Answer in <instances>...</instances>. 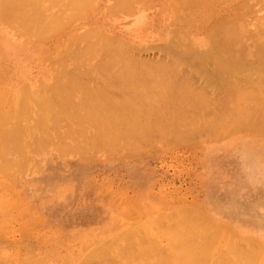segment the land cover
I'll list each match as a JSON object with an SVG mask.
<instances>
[{
    "label": "rangeland",
    "instance_id": "rangeland-1",
    "mask_svg": "<svg viewBox=\"0 0 264 264\" xmlns=\"http://www.w3.org/2000/svg\"><path fill=\"white\" fill-rule=\"evenodd\" d=\"M12 1L14 2V0ZM15 1L18 4L20 2V0L19 1L15 0ZM21 1H22L21 2L22 4L23 3L26 4V7H25V4L23 5L24 9H26L25 10V14L27 15L26 18H28L31 15L30 18H28L29 19L28 21L24 18L25 16L23 15L24 13L22 9L23 6L21 8H17L16 12L12 10L13 13H10L8 17L5 16V14L3 13L4 11L3 8H1L2 14L0 12L2 16L4 14V19L0 17V73H1L0 74V99L2 97V109L0 108V110L3 112V113L0 112V119H2L0 121V127L3 126L4 130H6L5 132L0 131V135L2 132H4L3 133L4 135L5 133L7 134L8 132L7 129L9 128L10 130L11 128L12 132L9 131L8 133L9 134L12 133V134L10 135L7 134V135L10 137L13 136L11 138L15 139V141L20 138L21 143L19 142V140L16 141V143L18 142L22 146V148L21 146L18 147L14 143L15 144L14 148L18 147V149L20 148L19 150L21 151L14 150L13 152V150H10V151L8 150V152L5 153L3 149L5 148L9 149V147L11 149V146L13 148V145H10V143L6 142L8 145H6L5 147H2L3 141H1L2 139L0 140V142H2L0 143L2 145V146L0 145V151H1V147L3 148L0 153H2V156L3 154L6 155L8 153L6 158H3L4 156L2 157L0 155V158H1L0 163L2 162V165L4 166L2 167V165L0 164V166L2 167L0 168V262H2L3 264H23V263L24 264H27V263L35 264V262L36 264H83V261H84L83 258L86 257L87 255L86 252H88L90 248L92 249L95 246H96L95 247V251H96L98 249L97 247L99 245L101 247L102 243L103 245H106V246L110 245V247L109 246L107 247L105 246L106 248L102 247L103 249L108 248L107 254L109 255L107 254L106 255L110 257L111 259L112 253H110L111 252L110 250H113L112 251L114 253L113 257L115 258L113 260H117L116 257L120 255L118 253L116 254L115 252L116 248L119 249V247L115 243H119L120 244V245L118 244L119 246L124 245L122 244V240L121 241L119 240L120 238L119 237L118 241L113 242L116 248L113 246L112 240L113 238L117 237L116 236L117 232L120 233L118 234L119 236L122 234L123 236H125V235H128L129 233L133 239V241H130L132 242V245L137 243L135 244V249L137 251L141 247L147 246L149 243L147 244V242H145L148 240H144L143 243L147 245L140 246V243H138V241L141 242L143 240L140 241L139 240L140 237L139 239H136L137 238L136 235L143 236V237H146L148 235L151 238V239L149 238L151 241H154V240L158 241V244H159L158 246L160 247V250L165 248L163 250L165 251V253H168L172 249V245H169L172 241H170L171 238L169 237V234L168 235L166 234L168 232L167 230L171 231L170 233L174 232V234H176L174 230H177V229L181 230V228L176 227V225L174 226L176 227L175 229L174 227H171L172 226L171 223L172 221H174V219H176V217H180L179 216L180 213L181 215H183L184 210H185L186 213L188 211L192 212V213L189 212V214L187 213L186 214L187 217H191L189 216L190 213L195 214V216L192 215V221L185 220L183 218L184 215L182 216V218L185 221H187L186 224L191 225V223L194 220L193 217H198L199 220L193 223L194 224L193 227L195 225L197 226L199 225L200 227L202 226L203 231H206V233L205 232L204 233L207 236L209 235L210 238L211 237L214 238L213 234L215 232L216 234L219 233L218 237L217 235H215V238L217 237V240L216 242L213 243V241H215L213 240V238H212V241L209 237H206V239H204L205 238L203 237L205 236L203 235L204 233L198 232V233H201L200 235L202 236L200 240L204 239V241L206 242L207 240L208 241L210 240L213 243L212 245L211 242L210 243L207 242V244L209 243V246L211 244L212 248L211 246L210 247L207 246L206 248V251L208 247L209 249L210 248L212 249V250L211 249L208 250L210 251L211 256L214 255L215 252L216 254L220 252V255H222L223 258L227 259L229 257V259H231L233 262V260H235L238 257L237 253L243 252L242 247H244V253H242L241 255L244 256V255H250L249 253L254 251L253 246L256 245L255 247L256 252L254 251L253 254L258 253L259 255L257 254L258 259L257 258L255 259V261L257 262V263L255 262V264H263V261H264L263 260L264 259L263 258L264 257V118L262 117L260 118V122L256 125L257 127L254 125L256 127L255 128L253 124H252V127L251 125H249L250 127H248V124H251V122L250 123L247 122V119L244 116L243 117L245 119L244 118L240 119L239 118L240 116L237 117L238 116L237 115L235 116L236 117L235 119H232L231 117L225 120V123H223L220 126L221 131L225 129V132H220V131L217 132V130H219L220 127H218L219 129L217 128L209 129V131L208 129H204V130H201L202 132L204 131L203 133L200 132V130L195 132L194 135H191L193 133L191 134L188 133V135L185 134V136L179 137L181 139L177 137L178 140L174 137L177 141L173 139L172 137L171 138L174 141L170 139V137H166L165 138L166 140H163L162 139L163 137L160 138L158 135H157L158 137L155 135V136L150 137L149 140L148 139L145 140L143 144L141 142H137L136 144L132 142L133 140L129 141L128 139H127V142H128L127 144L126 139H121V141L124 140L122 141V143L123 142L126 143V144L123 143L121 145V141L119 139L120 137L119 136H117L119 138L115 137L116 132L113 131L112 133L114 135H112V137L110 136L111 137L110 142L112 143H108V145L113 144V146L107 147V145H105L107 143L104 144V141H105V138H104L103 143L101 142L103 145L106 146L104 147L102 144L100 145L98 144L100 142H99V138H97L96 135L95 137L97 138L96 139L97 141H94L95 140V138L93 139L94 136L91 137L90 135V134H93V129L96 128V127L93 128V125H91V127L90 125H88L89 123L91 124L93 123L90 121L91 119L86 118L87 121L84 119L85 122L81 121L82 126H79L81 124L78 121V117H79L78 114L79 113L82 114L81 112L84 110V107L82 105L83 103H82L81 96L84 95L83 93L93 90V89H97V88L101 89L102 91L104 90L110 93H114L116 92L117 87L123 86L124 87L123 90L131 91L132 89L129 88V86L131 85L130 83H126V81L120 80L121 75L118 74L119 70L117 71L116 69H114L113 71L109 69V72H108V70H102V69L101 71L98 66H97L98 68L94 67L96 65L95 62L98 63V60L96 61L95 58H98L100 51H98L99 54L96 55L95 58H93V60L91 61V62L94 61L93 62L95 63L94 66L93 64L92 66H89L90 65L89 60H88L89 63L87 62L88 64L85 65L87 61L86 60L84 63V66L83 65L80 66L79 62L83 61L84 58L79 60L78 58H81V57H78L77 58L79 60L78 61L76 60L75 56H79L78 54L82 50L85 52V50H88L86 48H89V47L92 48L94 47V45H97V44H94L93 42H95L96 39L98 40L100 36H101L100 39L102 38V36H104V38L102 39L105 40L106 38L108 39L109 37H111L110 40L114 39L113 41H116L114 43L118 42L117 39H119L120 41L124 43L126 41L125 44L126 45L128 44L127 45L128 47L122 42L121 44H124V46L128 50L133 49L134 51L132 50L130 51V53L131 52H132L131 54L137 53L136 55L138 56H135V57H138L139 60H142V59L143 61L148 60V62L151 60L155 61V58L157 60V58L159 57V54L162 55L161 51L159 53V49L163 47L166 43L171 41L168 38L170 39L173 38L172 35L176 31L178 33L182 32L181 30L182 27H183L182 28L183 32L188 31L187 35L191 33L190 35L194 38L195 41H203L206 35L205 30H207V28L209 27V24H212L211 22H213V20H215L219 16H222V15L224 17L227 16L226 14H228L229 16L233 14L230 16L231 18L238 19L239 17H241L244 20H247L245 22L247 24L245 28L249 30L251 33L252 28H254L253 31L254 30L256 31L257 29L258 25L256 27L254 25L260 24V23H257V21L263 22V20L261 21L259 19V16L261 15L264 16V0H218V1L217 0H209V1L206 0L207 2L205 0H197V1L196 0H178V2L177 0H166V1L165 0L164 1L163 0H138L139 3L140 1L141 2L144 1L143 3L147 4L146 7L148 9L143 8V11L145 10L148 12L145 13L142 11V14L145 13L143 14L144 16L146 15V17L147 16L150 17V18L147 17L148 20L145 21L146 18L144 19V16H142L141 14L140 16H142L144 19L142 23L146 22L147 24L145 23L146 26L145 24L144 26L143 25L141 26V23L139 22L140 27L136 26L137 24L133 25L134 23L133 18L135 16L133 18L132 17L128 18L127 14L125 13V11L123 12L122 9H119V11H121L122 13H119V11L113 12V13L109 12V11L114 10L113 9L114 5H115L114 7L115 11L118 10L117 8L119 7L122 8L123 4H121L120 1H122V3L128 2L129 4L130 0L129 1L124 0V2L123 0H117L118 2L117 4L115 0H94V1L91 0V3L88 0L87 2H89L90 4L86 5L87 7L85 6L83 9H81V5L83 6L86 0L84 1L76 0L75 2H73L74 0H67V1L62 0L63 2H61V0H57L55 2H53V0L52 2H50V0L49 1L47 0L51 4L49 3L47 4V2H43L41 5L40 3L46 0H42V1L41 0H31L32 2L30 0H21ZM212 1H214V3ZM57 2H59L60 8L53 7V6L58 5ZM8 3L10 4L9 5L5 4L6 7L3 6L5 9L7 8L5 13L7 12L9 13L10 11V9L8 11L9 6L11 7V5L14 4L11 2V0ZM169 3H170V6H167L169 5ZM75 4L77 5V7H80L79 9H81L82 13L78 9H76L77 7ZM124 4H125L124 8L125 7L128 8V6H126L127 4L126 3ZM39 5L41 7H39ZM60 5H62L63 7ZM131 5H134V3ZM181 5L182 6L184 5V6L181 7ZM211 5L212 7H209ZM13 6L11 7V9L13 8L14 10H16L15 7ZM18 6L19 5H17V7ZM30 6H32L34 9ZM45 6L46 7L48 6V7L46 8ZM49 6H52V7H49ZM161 6H163L164 9ZM44 7L48 10H52L53 12H55L53 10L54 8L55 10L56 8H58L57 9L58 11L56 10V12L60 14L57 16L58 19H56V16H54L56 12L55 13H52V11L51 12L49 11L50 13L48 12V14L52 13L51 16L53 15L52 16L53 18H51L50 15L48 16V18L49 17L51 18L50 22L54 23V24H50V26L52 27L48 26L49 20L48 18H46L47 17L46 15H48L46 14L48 10L46 11ZM71 7H72V10H71ZM142 7H145V6H142ZM201 7L205 9L202 10ZM124 8L123 10H125ZM63 9H66L65 12ZM35 10L36 11L39 10V13H37L38 11L36 12ZM20 11L22 12L21 14H20ZM72 11L74 13H72ZM76 11L79 13H77ZM17 12L20 14V16L18 15ZM162 12H164V14ZM173 12L174 13L176 12L175 13L176 15ZM14 13L15 14L17 13L16 15H18L19 17L16 16ZM64 13L66 14V17L67 15L70 16V13H72L73 15L70 17H72L73 19L70 17L66 18V23L63 22L62 23L63 25H61L62 27L59 28L58 30L55 29L58 32H54V34L52 33L51 35L48 34L50 35V37L48 35H47L48 37H46V35H43V34H46V32L43 33L44 32L42 31L43 29L46 28L47 31H50L48 33H51L52 32L51 30H53L52 28H55V26L61 24L60 20L63 19V18L61 19V15L63 14L62 15L63 17L65 15ZM37 15H40L42 19L41 17ZM179 15L183 18V20ZM211 15H213V17ZM12 16L17 17L18 20L17 18H14ZM254 16L256 18H254ZM5 17L7 19L4 22L3 20H5ZM21 17H23L24 19ZM37 17H39L41 20ZM167 17H168V20L166 19ZM19 18L21 19L19 20ZM44 18L47 19L46 22L45 20H43ZM135 18L136 20L138 19L137 17ZM156 18L157 20L159 18V20L157 21ZM8 19L10 22L8 21ZM164 19L167 20L168 22L164 21ZM255 19H257L256 22H255ZM21 20L25 22L22 23ZM32 20L33 21L37 20V21L36 23H34ZM42 20L44 22H42ZM150 20L151 22L154 20L152 24ZM250 20H252V22ZM11 21L12 23L14 22L15 23L12 25ZM16 21L17 23L18 22L19 23L17 24ZM40 21L44 24L40 23ZM248 21H250L251 23L255 22L256 24H251ZM57 22H59V24L55 25ZM7 23L8 25H6ZM19 24H21V27ZM41 24L45 28L42 29ZM177 24L180 27L182 25V27L180 28ZM32 25H34V27L37 26V28L35 27L36 29H34L33 31H32L33 29ZM131 25L132 27H130ZM148 25H150V27ZM167 25H168V30H167ZM9 26L11 27L14 26V29L10 27L12 31H15L16 26H17V29H16L17 31L14 32L16 34L19 33L18 31L21 29L23 31V28L25 29V31H23L24 33L20 31L21 32L19 33L20 35L17 36L16 34H13L11 30L9 31ZM29 28L31 29L29 30ZM38 28L42 29V30L40 29L39 34L37 33V31H39ZM56 28H58V26ZM127 28H129L130 30L129 29L127 30ZM178 29H180L181 31ZM35 30L37 31L35 32ZM131 30H134V31L131 32ZM137 30L140 32H138ZM173 30H176V31L173 33ZM30 31H31V34L35 33L34 39L32 37L33 35L30 36L31 35L29 33ZM129 31L131 33H129ZM152 31L153 32L155 31L154 34L152 33ZM134 32H136L137 34L136 33L134 34ZM143 32H145V35ZM26 33H28L30 38L27 36ZM101 33L104 35H102ZM171 33L172 35H170ZM22 34L23 36L25 34V36H27L28 38H26L25 36H24L25 38L22 37ZM36 34L39 35L40 40L38 39V36L36 38ZM167 34L170 35V37H168ZM251 35H254L253 32L251 33ZM16 36L18 37V39ZM42 36L43 37L45 36V38L41 39ZM173 36L174 38H177L175 37V35ZM176 36H178V34ZM28 39L30 40L33 39V40L30 41ZM76 39L78 41H75ZM102 39L100 41H102ZM91 44L93 46H91ZM161 44L162 46H160ZM131 45H133V47H131ZM156 47H158L157 48L158 50H156ZM59 48H60V52H58ZM136 50H140V52L138 51L136 52ZM19 54L20 55L25 54L28 57H26L25 59V55L22 58V56H19ZM40 56H43V57L40 58ZM101 56L102 55L100 54L99 58H101ZM152 57L154 58V60L152 59ZM76 64L78 65L76 66ZM77 67H79L81 70H78L79 68ZM85 67L88 68V70ZM89 67L92 70L90 69L89 71ZM83 69L85 71H83ZM108 74L111 76H108ZM157 78L158 77L156 76V79ZM69 82H74L75 85H77V87L73 89L72 96H70L71 94L70 92H67L70 97H73L72 100L70 97L68 98L70 101L74 100L73 102L74 104H76V107L80 99L83 110L81 109V105L80 107L78 105V108L81 109L77 114L78 117L74 116L75 118H72V115L75 113L73 109L74 110L78 109L74 105L73 106L75 108L72 107L71 109L70 108L71 106L69 107L68 106L69 104L67 103L68 105H66V107L68 106L67 107L68 110L64 108L67 111H65L64 109L63 110L61 109L63 106L60 109L56 110L58 114H59V111L61 113L63 111L62 114L64 117H62V114L60 115L55 114L54 109H50L51 110L50 112L52 113V110H53L54 115L57 116L56 117L53 115L54 116L53 118L56 119L58 118V116H61V118L59 117L60 119H56L57 121L56 120L54 121L55 125H53V127L50 125V123L48 125L46 122L48 118H49L48 121L51 122L50 119L52 116H50L49 114L50 112L48 113L49 117L46 116L47 119L45 117L46 113L42 112V114L44 113V116L42 117L44 118V120L46 119L44 124L48 125V126L47 125L44 126L46 128L42 127L40 125L41 122L38 121L39 119L36 120V118L38 117H35L34 113L36 112V115H37L40 109L39 114L41 115V109L44 107L43 104L46 102L44 100L49 98L50 95L52 94V92L51 94H49L48 92L50 91V89H52L55 86H58L64 83H69ZM43 94L44 95L46 94L44 96V99L43 97L40 98L41 96H43ZM47 95L49 96L46 97ZM259 95H261L262 97H260V99L258 98V101L257 99L254 100L258 105L253 102L254 105L252 106L251 103H248L247 101L246 102L248 103L249 107L251 104V107H253L254 109L258 108L259 110V108H261L262 111L261 110L260 111L264 112V104H263L264 93H261ZM22 97L23 98L26 97L25 99L30 102V103L27 102L26 104L25 102L26 100L24 101L25 102L24 105L29 106V109H28L29 111L28 110L26 111L27 106L23 107V110H20L21 113L24 111V109H25V112L27 113L30 112L29 114L26 113V116L25 114L23 115V113L21 114L23 116H21L19 115L20 113L16 111V110L22 109L21 105H23V103L21 102H23L24 100ZM19 98H20V102H19ZM36 98L37 99L40 98L39 101H37ZM41 99H43L42 102H40ZM47 100L50 101L52 99H47ZM260 100L262 101L260 102ZM55 101L56 99L53 102ZM39 102L41 104L43 103L42 108L41 106H39L40 105ZM73 102H69V103L73 104ZM241 102L243 105V101ZM46 103H49V102L47 101ZM245 103L243 106L246 105ZM0 104H1V100H0ZM61 104L62 103H60V105ZM65 104H62V105H64L65 107ZM255 104L257 105V107ZM52 105L56 106L54 105V103H52L50 105L52 108H54ZM38 106L40 108H38ZM7 107H8V110L6 109ZM56 107L55 109H57L60 106H58L57 108ZM239 107L237 108L240 111L242 107L240 108ZM16 108H19V109H16ZM258 110H257V113H258ZM72 111L74 113H72L71 115L70 112ZM4 112H7V113H4ZM65 112H68V115ZM88 112L85 113V110H84V113L86 116L89 115ZM30 114L31 115L33 114L34 116L32 115L31 117ZM102 115H104V113ZM14 116L16 117L18 116V118L19 117L20 118L18 119ZM21 117L22 119L24 117L25 119L27 118V121H25V119L21 120ZM33 117L35 119H33ZM28 118H32V119H28ZM39 118H41V116H39ZM237 119L239 120L237 121ZM29 120H32L34 123L32 121L30 123ZM35 120L37 121V123L40 122L39 125L42 128H44L43 130L44 133L41 132L42 128L35 125L36 124ZM51 120L53 121V119ZM6 121H8L10 124L7 122L8 123L7 125ZM226 121L228 124L226 123ZM230 121H232L231 123H234V122L235 123L232 125L230 124L231 125L230 126L229 125ZM17 122H20L19 125ZM43 122H42V125H44ZM3 123H6V124L1 125ZM15 123L19 126L20 129L24 128L20 130L22 132V135L20 134L21 133L20 132L19 134L21 135V137L18 136L19 138L16 137L17 134L16 136L13 135V132L15 131V129H18L16 128L17 126L14 125ZM96 124H97V121H96ZM13 125L16 126L15 129L13 128ZM31 125L33 127H31ZM5 126L8 128H6ZM49 126H51L52 128L49 129ZM100 126H101L100 124L99 126L97 125V127H100ZM82 127L83 129H85V132L83 131V129H82L83 132L80 131L81 130L80 128ZM227 127L229 128L227 129ZM39 128L41 130H39ZM251 128H254V129H251ZM245 129L247 130L243 132V130ZM100 131L101 130H99V132ZM214 131L217 133L220 132L219 134L221 133L222 134L218 136V134H214L215 133ZM18 132L19 130H17L16 133ZM78 132L80 134L83 133L81 135L83 136V138L79 136ZM96 132L94 134H96ZM184 132H188V131H184ZM85 133L88 139L84 135ZM88 134L91 138L88 137ZM4 135L2 136L3 140L6 138V135H5V138H4ZM154 137L155 138L157 137L158 139L157 138L155 139ZM116 138L118 139V142ZM159 138L162 140H159ZM109 139H107V141ZM8 140H11V139L9 138L6 141ZM88 140L90 143L87 142ZM150 140L151 142L153 141L152 146H151ZM12 142H14V140H11V143ZM25 142H26V145L24 146L23 144H25ZM145 142L147 143L145 144ZM85 143H88V145ZM133 144L134 145L136 144V146H132ZM138 144H140L141 145L140 147L142 148H140ZM153 144H155V146H153ZM4 145H5V141H4ZM146 145H149V148L146 149L147 147ZM78 146H81V148L80 147H79L80 149L75 148ZM88 146L89 147L91 146V147L89 148ZM92 147L93 148L96 147L95 148L96 151L95 149L93 150ZM88 148L91 150H88V151L86 150L87 153L86 152L84 153V151L82 152L84 153V155L86 154L85 156L89 155L90 153V155L92 156L91 157L89 155L91 160L89 159L88 156H87L88 159H86L84 155L82 156L83 157L82 159L81 150H85ZM7 149L5 150L7 151ZM18 151L21 154H23L22 152H24L25 156H23L24 154L23 155L19 154ZM10 152H12V154H9ZM79 152H80V155L78 154ZM17 154L19 155V157L20 156L25 157V159H22V157L19 158ZM8 155L9 156L11 155V157H9ZM14 155L17 156V158H19L18 161L20 159H21L20 161L22 160L23 161L18 163L17 158H14L15 157ZM2 159L4 162L2 161ZM8 159H10L9 162H7ZM13 160H15L17 164L15 162L13 163ZM5 162H7V164L8 163L9 164L13 163V164L11 166L8 165L9 169H7L8 167L5 165L6 164ZM174 207L178 209L179 207L183 209L185 208V209L182 211L183 212L182 213L181 209L179 212V210ZM191 209H193L194 213ZM173 211L176 217L173 215L174 213H172V215L170 216L169 213ZM159 212L160 213L164 212L165 216L164 214L161 215L162 213L160 214ZM167 213L169 214L170 217H168ZM155 215H159V216H155ZM157 217L161 218L160 223L162 220L164 221V223L162 221L163 223L162 226L165 224L162 227L164 229L159 228V226L161 225L159 224V220H158V223L155 224V221H157L156 220ZM202 217L204 220H201ZM148 219L150 222L148 221ZM176 220H175L176 223L180 221L178 219ZM200 220L201 222L202 221L203 222L201 224L200 223L197 224V222H199ZM150 223L154 224V227L156 229H154V227L151 228L152 225ZM212 223L214 224L213 228H212ZM207 224L208 226H210V228L207 227ZM132 225L135 228L134 230H135L136 235L135 233H133L134 230L131 229ZM204 225L207 227L206 229ZM197 226L194 227L193 231L197 230L196 229ZM199 226L197 228H200ZM191 227L192 225L190 226V228ZM214 227L219 229V231H217V229L215 230ZM126 228H128L129 230L128 229L124 230ZM184 228L185 227H183V229ZM190 228L188 230H190ZM130 229L131 231H133L132 233ZM139 229L141 230L140 232L141 234L139 233V231H137ZM186 229H184V231ZM202 229L200 228L197 231H200ZM120 231L121 232L128 231V233L125 232L126 234H124L122 232L121 234ZM157 231L159 232V234ZM190 231L192 232V234L194 233L192 230ZM212 231H213V234H212ZM231 232L233 233V236ZM198 233H195L196 236L189 235L188 233V236L190 237L194 236L196 238V240H194L193 238H192L193 240L191 238L190 240H192L193 242L199 241L198 237H200V235L198 236ZM230 233H231V236H230L231 238L229 239L228 237ZM210 234L212 236H210ZM112 236L114 237L112 238ZM146 238L148 239V237ZM249 238L253 239L254 242L251 240L247 241V239ZM124 239L126 241V236ZM236 239H237V242L239 243V245L238 243H236L238 245V249L241 247L242 251L240 250H239L240 252L236 251L237 253L230 252L233 254L232 255L228 252L231 250H227L228 249L227 246H229V243L230 245L231 243H234L233 241H236ZM107 240H110V241L107 242ZM230 240L231 242H229ZM255 241H258V242L256 243ZM240 242L244 246L243 245L240 246ZM247 242L249 243V245ZM188 243L190 244L191 242H188ZM259 243H262V245ZM236 244L233 246H236ZM257 244L260 246V248H257L259 247L257 246ZM132 245L130 244L129 246H131L132 248ZM124 246H121L120 249L126 248L127 251L130 249V248H127L129 246L127 247L126 246L124 247ZM152 246H154V248L157 250L159 249L158 246L155 245V243L154 245L152 244ZM233 246L231 245V247ZM251 246L252 248L250 249ZM154 248L150 249V250L153 249V252L150 251L151 254L149 253L151 256L154 254ZM142 249L146 250L144 247L140 249V252ZM216 249L217 251H215ZM101 250L102 249H100V251ZM148 250L145 251V253L149 252ZM103 251L105 252L106 250H103ZM133 251H132V254H134V260H136L135 257H137L138 254L139 256L141 254L140 258L142 257L145 260L149 258L150 261L152 258H153L152 260L158 259L160 255H162L161 256L162 258L161 257L159 258L161 261L163 259V256H165V253H162L163 251H161V254H160V251L158 250L159 252L157 253L156 251L154 254V255H157V257L159 256L158 258H154L153 256L151 257L148 253H146L147 257L144 258V255L146 254L143 253L142 255V253H138L136 255V253H133ZM245 251L247 252L249 251V253L246 254ZM90 252L92 251L90 250L88 253ZM235 253L237 255H235ZM148 255L150 257H148ZM220 255H217V256H220ZM29 256H32V257H29ZM131 256L132 255L130 254L129 257ZM139 256L137 257V260ZM33 257L35 258L36 261L34 260ZM89 257L87 256L86 258H89ZM125 257L128 259L127 254L125 255ZM254 257H256V255ZM27 258H29L31 262L28 261ZM104 258H106L105 255H104ZM211 258L212 257H210V260ZM214 258L216 259V257ZM107 259L110 260L109 258ZM124 259L125 258L123 259L118 258L119 261L117 262L123 264ZM127 259H125V261ZM129 259H130L129 261L133 260L132 258H129ZM143 259H141V261L138 260L137 264L139 263L146 264L147 262H144ZM159 259L157 261H159ZM164 259L167 261L166 258ZM225 259H223L224 262H226ZM103 260L104 259L102 258V261ZM149 260H146V261L151 263L152 261L150 262ZM157 261H156V264H157ZM190 261L191 260H189L188 263ZM216 261L217 260H215L214 262ZM154 262L151 264H155ZM186 262L184 264H188ZM98 263L100 264L99 260H98ZM135 263L136 262H133V264ZM158 263L161 264V262H158ZM106 264H110V263L107 262ZM170 264H177V263L176 261H174V262H170ZM181 264H183V262ZM206 264H209V263H206Z\"/></svg>",
    "mask_w": 264,
    "mask_h": 264
},
{
    "label": "bare ground",
    "instance_id": "bare-ground-1",
    "mask_svg": "<svg viewBox=\"0 0 264 264\" xmlns=\"http://www.w3.org/2000/svg\"><path fill=\"white\" fill-rule=\"evenodd\" d=\"M10 1V0H9ZM8 0H0V12L2 11V9L1 8H3L4 9V11H3V13L5 14V16H9V14L10 13H13L12 12V10L14 11V12H16L17 11V8H21L25 3H21L22 1L20 0V2H19V4L14 0V2L11 0V2L12 3H16L17 5H19L18 7H17V5H16V7H15V5L13 6V5H11V7L13 6V7H15V9L16 10H14L13 8L11 9V7L9 6V8H8V11H9V9H10V11H9V13L7 12V13H5L6 12V10H7V8L5 9L3 6H5V4L7 5H9L10 3H8L9 2ZM17 1H19V0H17ZM31 1V0H30ZM42 1V0H41ZM49 1V0H48ZM47 0L46 1H42L41 3H40V5L43 3V2H47V4L49 3ZM55 1H57V0H53V2H55ZM64 1V0H63ZM62 0H61V2H63ZM67 1V0H66ZM76 0H74L73 2H75ZM84 1V0H83ZM88 0H86V2H85V4L82 6L81 5V9H83L86 5H89L90 3H91V0H89L90 1V3L89 2H87ZM92 1H94V0H92ZM116 1V4L118 3L117 2V0H115ZM126 1H129V0H126ZM164 1V0H163ZM166 1V0H165ZM197 1V0H196ZM206 1V0H205ZM209 1V0H208ZM218 1V0H217ZM26 2V1H25ZM32 2V1H31ZM30 2V3H31ZM50 2H52V0H50ZM60 2V3H61ZM69 2V1H68ZM82 2V1H81ZM121 2V4H123V7L122 8H117L118 10H116L115 11V5L113 6V11H109V12H118L119 11V9H122V11L124 12L125 11V13L127 14V17L129 18V17H137L138 19V21L136 20V18L134 17L133 18V25L134 24H137L136 26H138V27H140V24H139V22L141 23V26L143 25L144 26V24L146 23H142L143 21H144V19H145V21L146 20H148L147 19V17H146V15L144 16L143 14H145L146 12H148V11H143V8H147L146 7V5L147 4H144L143 2H141L140 1V3H139V1L138 0H134V1H132V0H130V2H129V4H128V2H124V0H123V2L124 3H126L127 5L126 6H128V8L127 7H125L124 8V3H122V1H120ZM134 3V5H131V4H133ZM177 2H178V0H177ZM181 2V1H180ZM191 2V1H190ZM189 2V3H190ZM199 2V1H198ZM207 2V1H206ZM213 3H214V1H212ZM27 3V2H26ZM36 3V2H35ZM38 3V2H37ZM58 3V5L57 6H53V7H58V8H60L59 7V2H57ZM56 3V4H57ZM78 3V2H77ZM86 3H88V4H86ZM95 3V2H94ZM144 4V5H142V4ZM163 3V2H162ZM192 3V2H191ZM203 3V2H202ZM216 3H218V2H216ZM22 4V5H21ZM45 4V3H44ZM46 4V5H47ZM49 4H51V3H49ZM53 4V3H52ZM66 4V3H65ZM180 4V3H179ZM178 4V5H179ZM193 4V3H192ZM199 4V3H198ZM212 4V3H211ZM21 5V6H20ZM30 5H32V4H30ZM39 5V7H41ZM63 5H64V3H63ZM76 5V4H75ZM74 5V6H75ZM91 5H93V4H91ZM103 5V4H102ZM119 5H120V3H119ZM118 5V6H119ZM131 5V6H130ZM189 5V4H188ZM204 5V4H203ZM208 5H210V4H208ZM208 5H206V6H208ZM214 5V4H213ZM216 5V4H215ZM44 6V5H43ZM52 6H49V7H52ZM60 6H62V5H60ZM74 6H72V7H74ZM80 6V5H79ZM122 6V5H121ZM142 6H145V7H142ZM167 6H170V3H169V5H167ZM177 6V5H176ZM184 6V5H183ZM182 5H181V7H183ZM186 6H187V4H186ZM219 6V5H218ZM6 7V6H5ZM25 7H26V4H25ZM30 7H32V6H30ZM33 7H34V5H33ZM32 7V8H33ZM46 7V6H45ZM44 7V8H45ZM48 7V6H47ZM46 7V8H47ZM63 7V6H62ZM68 7V6H67ZM72 7H71V10H72ZM76 7H77V5H76ZM87 7V6H86ZM149 7V6H148ZM163 9H164V7L163 6H161ZM160 7V8H161ZM200 7V6H199ZM204 7V6H203ZM209 7H212V5L211 6H209ZM209 7H207V8H209ZM36 8V7H35ZM43 8V9H44ZM45 8V9H46ZM58 8H56V10L58 9ZM65 8V7H64ZM80 7H77L76 9H78L80 12H81V9H79ZM92 8H93V6H92ZM123 8L125 9V10H123ZM150 8V7H149ZM206 8V9H207ZM23 15L25 16L24 18L28 21L29 19L28 18H30V16L28 17V18H26V14H25V10L26 9H24V6H23ZM34 9V8H33ZM40 9V8H39ZM42 9V10H43ZM50 9V8H49ZM62 9V8H61ZM60 9V10H61ZM75 9V8H74ZM148 9V8H147ZM163 9H162V11H163ZM166 9V8H165ZM199 9V8H198ZM201 9L202 10H204L202 7H201ZM21 10V9H20ZM28 10V9H27ZM48 9H46V11H47ZM55 12H56V10H55V8L53 9ZM64 10V12H65V10L66 9H63ZM68 10V9H67ZM70 10V9H69ZM159 10V9H158ZM173 10V9H172ZM32 11V10H31ZM36 11V10H35ZM34 11V12H35ZM38 11V12H37ZM36 12L37 13H39V10H37ZM41 11V10H40ZM51 12L52 10H48L47 11V13L46 14H48V12ZM58 11V10H57ZM74 11V10H73ZM72 11V13H74ZM142 11L143 12H145V13H143L142 14ZM151 11V10H150ZM149 11V12H150ZM155 11H156V9H155ZM165 11V10H164ZM171 11V10H170ZM169 11V12H170ZM225 11V10H224ZM19 12V11H18ZM17 12V13H18ZM49 12V13H50ZM55 12H53L52 11V13H55ZM60 12V11H59ZM70 12V11H69ZM77 12V11H76ZM129 12V13H128ZM159 12V11H158ZM202 12V11H201ZM206 12V11H205ZM254 12H256V11H254ZM16 13V14H17ZM22 12L20 11V14H21ZM36 13V14H37ZM44 13H45V11H44ZM51 13V14H52ZM61 13V12H60ZM72 13H70V16H72L73 14ZM77 13H79V12H77ZM82 13V12H81ZM119 13H122L121 11H119ZM161 13V12H160ZM159 13V14H160ZM163 14H164V12H162ZM174 13V12H173ZM176 13V12H175ZM174 13V14H175ZM1 14H2V12H1ZM0 14V15H1ZM4 14H3V16L1 15L0 17L1 18H3L4 19ZM6 14H8V15H6ZM15 14V13H14ZM15 14V15H16ZM20 14L18 13V15L20 16ZM28 14H30V13H28ZM40 14H41V12H40ZM45 14V15H46ZM51 14H48V15H46L45 17L46 18H48V16L50 15V17L51 18H53L52 16H51ZM56 14V15H55ZM54 14V16H56V19H58L57 18V16L58 15H60L59 13H55ZM65 14V13H64ZM124 14V13H123ZM142 14V16H144V19H143V17L142 16H140ZM151 14V13H150ZM202 14V13H201ZM214 14V13H213ZM217 14V13H216ZM226 14V13H225ZM11 15H13V14H11ZM18 15H16V16H18ZM33 15V14H32ZM43 15V14H42ZM63 15V14H62ZM62 15H61V19L62 20H60V18H59V20H60V23L61 24H59V22H57L55 25H57V24H59V25H57L58 26V28H56L57 26H55V28H52L53 30H55V29H59V28H61L62 26L61 25H63L62 23L63 22H65L66 23V18H69L70 16L69 15H67V17H66V14L62 17ZM77 15V14H76ZM176 15V14H175ZM186 15V14H185ZM208 15V14H207ZM227 16H219V17H217L215 20H213V22H211L212 24H209V27L207 28V30H205L206 32V35H205V39L203 40V41H195L194 40V38L190 35V34H188L187 35V33H188V31H184L183 32V27H182V25H181V30H182V32H180L181 30L180 29H178V30H180L179 32L180 33H178L176 30H173V35H175V37H177V38H174V36L172 35V33L170 34V35H172V37L173 38H168L169 40H171V41H169L168 43H166L163 47H161L160 49H159V53H160V51H161V53H162V55H160L159 53V57L157 58V60H156V58H155V61H149L148 62V60H146V58H145V60L147 61H143V59H142V57H141V59L142 60H139V58L138 57H135V56H138V55H136L137 53H135V54H131L130 53V51H132L133 49H131V50H128L125 46H124V44L126 43V41H125V43L124 42H122V41H120L119 39H117V41L119 42H117V43H114V42H116V41H113L114 39H112V40H110V38L111 37H109L108 39L110 40H108L106 37V39L104 40V39H102V38H104V36H102V41H100L101 39H100V37L98 38V40L100 41H98L97 39H96V43L95 42H93L94 44H97V45H94L93 43V45H94V47H92V48H86V49H88V50H85V52L82 50L78 55L79 56H75L76 57V60H80V59H83L84 58V60L83 61H80L79 62V65L81 66V65H83L84 66V63H85V61H86V63H85V65L86 64H88L89 63V61H90V65L89 66H92V64H93V66H94V64L96 63V65L94 66V67H99L100 68V70L102 69V70H108V72H109V69L110 70H113L114 71V69H116L117 71L119 70V72H118V74H120L121 75V77H120V80L121 81H126V83H130V85L131 86H129V88L130 89H132L131 91H125V90H123L124 89V87L123 86H119V87H117V90H116V92H114V93H110V92H107V91H102L101 89H93V90H90V91H87V92H85V93H83L82 95L83 96H81V98H82V103L80 102V99H79V102L77 103V107H76V104H74V100L73 101H70L69 100V98L68 97H70V96H72V91H73V89L74 88H76L77 87V85H75V83L74 82H69V83H64V84H61V85H58V86H55V87H53L52 89H50V91H48L49 92V94H51V92H52V94L50 95V97L49 98H47V99H52V100H47L46 98V100H44V101H48L49 103H42L43 105H44V107H43V105L40 103V102H42V100L44 99V96L46 95H44L43 94V96H41L40 98H42L43 97V99H41V101L39 102L40 103V105L39 106H41V115L39 114L40 113V109H39V115L37 116L36 115V112L34 113V115H35V117H38V118H36V120H38V121H40L41 122V126L42 127H44V126H46L47 124L49 125V123H50V125L53 127V125H55V120L56 119H60L61 118V116H58V118H53L54 116H56V115H54V111H55V114H57V115H60V114H62L63 113V111H62V113L59 111V114H58V112L56 111V110H58V109H60L62 106V110L65 108V109H67V107L69 106H71L70 108L72 109V107L73 108H78V105H79V107H80V105L82 104L83 105V107H84V110H85V113L86 112H88L89 113V115H85V113H84V110L82 109V105H81V109L83 110L81 113L82 114H78V112L81 110L80 108H78V109H76V110H74L73 109V111H75V113L72 111V112H70V114L72 115V113H74L73 115H72V118H75L74 116H77V114H78V121L80 122V124L82 123V122H85L84 121V119L86 120V118L87 119H91L90 121L91 122H93L92 124L91 123H89L88 125H90V127H91V125H93V128L94 127H96V128H94L93 129V134H90L91 135V137H93V139L95 138V140L94 141H97L96 139L97 138H99V142L100 143H98V142H96V143H98L99 145L100 144H102L103 143V139L105 138V141H104V144L105 143H107V144H105V145H107V147L109 146H113V144H111V145H108V143H112V142H110L111 141V137H112V135H114L112 132L113 131H115L116 132V135H115V137H117V136H119V137H117V138H119L120 139V141H121V139H126V142H127V139L130 141H132L133 143H136L137 144V142H141L142 144H143V142L145 141V140H149V138L150 137H152V136H159L160 138L161 137H163L162 139L163 140H166L165 138L166 137H170V139H177L178 140V138L179 137H183V136H185V134H187L188 135V133L189 134H191V133H193V134H191V135H194V133L195 132H197V131H199L200 130V132H202L201 130H204V129H208V131H209V129H215V128H217V129H219L218 127H220L223 123H225V120H227V119H229V118H231L232 117V119H235L236 117L235 116H237V117H239L240 119H242V118H246L247 119V122H251V124H248V127H250L249 125H251V127H252V124H253V126L255 125H257L259 122H260V118L262 117V118H264V112H261L262 111V109L261 108H259V110H258V108L257 109H254L253 107H251V104H252V106L254 105L253 104V102L254 103H256L254 100L255 99H257V101H258V98L260 99V97H262L263 96V94H262V96L261 95H259V94H261V93H264V16H259V19L262 21L263 20V22H258L257 21V19H258V17H257V19H255V22L257 21V23H260V24H256L255 22L254 23H251L252 22V20H250V21H248V22H250L251 24H256V25H254L255 27L257 26V29H256V31L254 30L253 31V29L254 28H252V32H253V34L254 35H251V33H250V31L249 30H247L246 28H245V26H247V24L245 23L247 20H244L243 18H241V17H237L238 19H236V18H231L230 16L231 15H233V14H231L230 16L228 15V14H226ZM18 16V17H19ZM37 16H39V17H41L40 15H37ZM123 16V15H122ZM152 16H153V14H152ZM168 16V15H167ZM171 16V15H170ZM173 16V15H172ZM180 16V15H179ZM179 16H178V18H179ZM212 17H213V15H211ZM12 17H14V18H17V17H15V16H12ZM36 17V16H35ZM35 17H34V19H35ZM39 17H37V18H39ZM44 17V16H43ZM48 18V20H49V25L48 26H50V24H54V23H51L50 22V19L51 18ZM84 17H85V15H84ZM142 18V20H141V18ZM157 17H159V16H157ZM181 17V16H180ZM202 17V16H201ZM200 17V18H201ZM208 17H210V16H208ZM9 18H11V17H9ZM21 18H23V17H21ZM21 18H19V20L21 19ZM23 18V19H24ZM32 18V17H31ZM46 18H44L43 20H45V22L47 21V19ZM64 18H65V20H64ZM70 18H72V17H70ZM148 18H150V17H148ZM152 18V17H151ZM154 18V17H153ZM182 18V17H181ZM199 18V17H198ZM252 18V17H251ZM254 18H256L255 16H254ZM3 19H1V20H3ZM6 17H5V20H3L4 22L6 21ZM40 19V18H39ZM41 19H42V17H41ZM40 19V20H41ZM73 19V18H72ZM162 19V18H161ZM167 20H168V17L166 18ZM172 19V18H171ZM170 19V20H171ZM240 19V20H239ZM243 19V20H242ZM246 19V18H245ZM17 20H18V18H17ZM42 20V22H44ZM54 20H55V18H54ZM58 20V21H59ZM64 20V21H63ZM135 20H136V22H135ZM152 20V19H151ZM151 20H150V22H151ZM156 20H157V18H156ZM158 20H159V18H158ZM157 20V21H158ZM167 20H165L164 19V21H166V22H168ZM176 20V19H175ZM175 20H173V21H175ZM182 20H183V18H182ZM187 20V19H186ZM196 20V19H195ZM208 20H210V19H208ZM259 20V21H260ZM8 21H9V19H8ZM33 21V20H32ZM37 21V20H36ZM36 21H33L34 23H36ZM39 21V20H38ZM53 21V20H52ZM62 21V22H61ZM68 21V20H67ZM154 21V20H153ZM152 21V22H153ZM156 21V22H157ZM207 21V20H206ZM10 22V21H9ZM8 22V23H9ZM14 22V21H13ZM21 22L23 23V22H25V21H22L21 20ZM41 21H40V23H42ZM152 22H151V24H152ZM179 22V21H178ZM247 22V23H248ZM8 23L6 24V25H8ZM11 23H12V21H11ZM10 23V24H11ZM15 23V22H14ZM14 23H12V25L14 24ZM16 23H17V21H16ZM19 23V22H18ZM17 23V24H18ZM28 23V22H27ZM160 23V22H159ZM181 23V22H180ZM200 23V22H199ZM205 23V22H204ZM9 24V25H10ZM30 24V23H29ZM28 24V25H29ZM33 24V23H32ZM38 24V23H37ZM36 24V25H37ZM42 24H44V23H42ZM42 24H41V27H42V29L43 28H45V27H43L42 26ZM46 24V23H45ZM47 24H48V22H47ZM139 24V25H138ZM147 24V23H146ZM146 24H145V26H146ZM162 24V23H161ZM20 25V27H21V24H19ZM19 25H17V26H19ZM26 25V24H25ZM163 25V24H162ZM176 25V26H177ZM248 25H250V24H248ZM17 26H16V29H17ZM39 26V25H38ZM45 26V25H44ZM149 27H150V25H148ZM164 26H165V24H164ZM163 26V27H164ZM177 26V27H178ZM190 26H192V25H190ZM198 26V25H197ZM205 26V25H204ZM251 26H253V25H251ZM7 27V26H6ZM5 27V28H6ZM10 27L11 26H9V31L11 30L10 29ZM29 27V26H28ZM27 27V28H28ZM36 28H37V26H35ZM34 27V25H32V31L34 30V29H36ZM40 27V26H39ZM50 27H52V26H50ZM130 27H132V25L130 26ZM134 27V26H133ZM156 27V26H155ZM173 27H175V26H173ZM178 27V28H179ZM249 27V26H248ZM11 28H13L14 29V26H12ZM165 28V27H164ZM259 28V29H258ZM15 29V31H17ZM31 28H29V30H30ZM39 29V28H38ZM41 29V28H40ZM40 29H39V31H37V30H35V32L37 31V33L39 34L40 33ZM41 29V30H42ZM129 28H127V30H128ZM132 29V28H131ZM135 29V28H134ZM136 29H137V27H136ZM135 29V30H136ZM166 29V28H165ZM172 29V28H171ZM201 29V28H200ZM205 29V28H204ZM7 30V29H6ZM46 30V31H45ZM53 30H51L52 32L51 33H48V32H50V31H47V29L45 28V29H43L42 31H44L43 33H45L46 32V34H43L42 32V34L43 35H46V37H50V35L53 33L54 34V32H58L57 30H55V31H53ZM130 30V29H129ZM138 30H140V29H138ZM137 30V31H138ZM167 30H168V25H167ZM166 30V31H167ZM191 30V29H190ZM8 31V32H9ZM12 31V30H11ZM15 31H12V33L13 34H16V33H14ZM24 33L23 31H25V29L23 28V31H22V29L21 30H19L18 32L19 33ZM26 31H27V29H26ZM126 31V30H125ZM132 31H134V30H131V32ZM136 31V32H137ZM156 31H157V29H156ZM162 31V30H161ZM249 31V32H248ZM119 32V31H118ZM130 31H129V33H131ZM136 32H134V34L136 33ZM138 32H140V31H138ZM137 32V33H138ZM155 32V31H154ZM154 32L152 31V33L154 34ZM170 32V31H169ZM168 32V33H169ZM172 32V31H171ZM12 33H10V34H12ZM19 33H17L16 35L17 36H19L20 34ZM30 34H31V31L29 32ZM128 33V34H129ZM136 33V34H137ZM144 33V35H145V32H143ZM147 33V32H146ZM157 33V32H156ZM167 33V32H166ZM182 33H184V34H182ZM27 34V36L29 37V35H28V33H26ZM35 33H32L30 36H32L33 37V39L35 38V35H34ZM41 34V35H42ZM48 34H50V35H48ZM96 34H97V32H96ZM102 34V33H101ZM100 34V35H101ZM178 34V36L179 35H181V36H176ZM48 35V36H47ZM102 35H104V34H102ZM140 35V34H139ZM151 35V34H150ZM164 35V34H163ZM170 35H168L167 34V36L168 37H170ZM252 37H251V36ZM16 36V37H17ZM24 36H25V34H24ZM23 36V34H22V37H24ZM27 36H25L26 38H28ZM37 36H38V39L40 38L39 37V35H37L36 34V38H37ZM122 36V35H121ZM129 36H131V35H129ZM142 36V35H141ZM156 36V35H155ZM24 37V38H25ZM93 37V36H92ZM108 37V36H107ZM119 37V36H118ZM136 37H137V35H136ZM140 37V36H139ZM23 38V39H24ZM30 38V37H29ZM43 38H45V36L43 37H41V39H43ZM121 38V37H120ZM141 38V37H140ZM166 38V37H165ZM16 39V38H15ZM17 39H18V37H17ZM33 39H31V40H33ZM78 39V38H77ZM75 40V41H78V40ZM116 39V38H115ZM133 39H135V38H133ZM144 39V38H143ZM143 39H142V41H143ZM173 39V40H172ZM175 39V40H174ZM253 39V40H252ZM28 40H30V39H28ZM30 40V41H31ZM40 40V39H39ZM45 40V39H44ZM43 40V41H44ZM138 40V39H137ZM5 41V40H4ZM20 41V40H19ZM90 41V40H89ZM92 41V40H91ZM98 42V43H97ZM121 42L122 43H124V44H121ZM91 44V46H93ZM141 44V43H140ZM90 45V44H89ZM126 45V44H125ZM128 45V44H127ZM126 45V46H127ZM35 46V45H34ZM160 46H162V44L160 45ZM128 47V46H127ZM129 47H130V45H129ZM131 47H133V45H131ZM136 48H138V47H136ZM158 47H156V50H158L157 49ZM90 49V50H89ZM130 49V48H129ZM138 49H140V48H138ZM59 51L58 52H60V48L58 49ZM62 50V49H61ZM98 51H100V54L102 55L101 56V58H99L100 57V54L98 53ZM134 51V50H133ZM140 52V50H136V52ZM57 52V53H58ZM83 52V53H82ZM40 54V53H39ZM99 54V55H98ZM141 54V53H140ZM25 55V54H24ZM24 55L23 54H19V56H22V58L24 57ZM96 55H98V58H95V56ZM49 56V55H48ZM161 56H162V58H161ZM26 57H28V56H26L25 55V59H26ZM41 57H43V56H40V58ZM78 57H81V58H78ZM20 58V57H19ZM78 58V59H77ZM89 58V59H88ZM93 58H95V60L97 61L98 60V63L97 62H95V63H93V62H91L92 60H93ZM143 58H144V56H143ZM148 59V58H147ZM152 59L154 60V58L152 57ZM78 60V61H79ZM89 60V61H88ZM77 61V62H78ZM82 62H83V64H82ZM88 62V63H87ZM74 63V62H73ZM76 63V62H75ZM62 64V63H61ZM75 65V64H74ZM78 64H76V66H77ZM87 67V66H86ZM85 67V68H86ZM97 67V68H98ZM77 68H79V67H77ZM82 68V67H81ZM84 68V67H83ZM93 68V67H92ZM113 68V69H112ZM87 70H88V68H86ZM90 67H89V71H90ZM75 70V69H74ZM78 70H81L80 68L78 69ZM92 70V69H91ZM101 70V71H102ZM72 71V70H71ZM83 71H85L84 69H83ZM105 72V71H104ZM1 74V73H0ZM6 74V73H5ZM108 76H111V75H109L108 74ZM156 76L158 77L157 79H156ZM160 78V79H159ZM5 80V79H4ZM3 80V81H4ZM41 81V80H40ZM4 89V88H3ZM67 92H70L71 94H70V96L68 95V93ZM47 93V92H46ZM6 94V93H5ZM9 94V93H8ZM2 95H4V94H2ZM55 95H57L58 96V98H57V96H54ZM61 95V96H60ZM74 95V94H73ZM49 95H47L46 97H48ZM53 96V97H52ZM75 96V95H74ZM59 97H60V99H59ZM4 98H6V97H4ZM21 98V97H20ZM20 98H19V102H20ZM23 98V97H22ZM26 97H24L23 99H21V100H23V102H21V103H23V105H21V103H20V105H21V107H22V109H19V108H16V109H19V110H16V111H18L20 114L19 115H21L22 113H23V115L25 114V116H26V113L27 112H25V109H24V111L21 113V111L20 110H23V107H25V106H27L26 107V111L29 109V106L28 105H24V103L26 102V104H27V102H29V101H27L26 99H25ZM39 98V99H40ZM56 99V101L55 102H53L55 99ZM71 98V100H72V98L73 97H70ZM37 99V98H36ZM39 99H37V101H39ZM252 99H253V101H252ZM1 104H0V108L2 109V97H1ZM26 100V101H25ZM35 100V99H34ZM57 100H58V102H57ZM4 101V100H3ZM6 101V100H5ZM25 101V102H24ZM43 101V102H44ZM51 101H52V103H54V105H56L57 107L58 106H60V107H56V106H53L54 108H52L50 105L52 104L51 103ZM61 101V102H60ZM241 101H243V105H244V103L247 101L248 103H251L250 104V107H249V105H248V103L246 102L245 104L246 105H248V106H243L242 105V102ZM262 100H260V102H261ZM62 103V104H65V107H64V105H60V103ZM69 102H73V104H71V103H69ZM260 102H258V103H260ZM30 103V102H29ZM39 103H37V104H39ZM51 103V104H50ZM59 105H58V104ZM69 105H68V104ZM4 104V103H3ZM5 104H7V103H5ZM9 104V103H8ZM257 104V103H256ZM255 104V105H256ZM263 104H264V101H263ZM18 105H19V103H18ZM31 105V104H30ZM66 105H68L67 107H66ZM75 107H74V106ZM241 105V106H240ZM258 105V104H257ZM257 105H256V107H257ZM38 106V108H40ZM242 107V109L239 111L238 110V108L237 107ZM9 107V106H8ZM8 107L6 108L7 110H8ZM20 107V108H21ZM51 107V108H50ZM55 107L57 108V109H55ZM239 107V108H240ZM255 107V108H256ZM261 107V106H260ZM262 107H263V105H262ZM86 108V109H85ZM253 108V109H252ZM50 109H54V111L52 110V113L50 112L51 110ZM64 109V110H65ZM252 109V110H251ZM43 110V111H42ZM68 110V109H67ZM67 110H65V111H67ZM78 110V111H77ZM86 110H88V111H86ZM257 110H258V113H257ZM261 110V111H260ZM29 111V110H28ZM31 111V110H30ZM259 111H260V113H259ZM0 112L1 113H3L1 110H0ZM13 112V111H12ZM18 112H17V114H18ZM42 112H45L46 114H45V117L47 116V117H49V114H50V116H52L51 117V119H53V121L50 119V121L52 122H49L48 121V119H47V117H46V122H47V124L45 125L44 123H45V120H44V118L42 117V116H44V113L42 114ZM50 112V113H49ZM69 112V111H68ZM68 112H65V113H67V115H68ZM4 113H7V112H4ZM16 113V112H15ZM30 112H28L27 114H29ZM49 113V114H48ZM87 113V114H88ZM104 113V115H102V114ZM17 114H15V115H17ZM52 114V115H51ZM70 114H69V116H70ZM3 115V114H2ZM5 115V114H4ZM9 115V114H8ZM10 115H12V114H10ZM23 115H21V116H23ZM31 115V114H30ZM33 115V114H32ZM32 115H31V117H32ZM33 115V116H34ZM54 115V116H53ZM66 115V114H65ZM82 117H81V116ZM85 115V116H84ZM242 115V116H241ZM39 116H41V118L43 119V121H42V119L41 118H39ZM89 116V117H88ZM233 116H234V118H233ZM244 116V117H243ZM255 116V117H254ZM6 117V116H5ZM14 117H16V116H14ZM13 117V118H14ZM29 117V116H28ZM57 117V116H56ZM60 117V118H59ZM62 117H64L63 116V114H62ZM67 117V116H66ZM65 117V118H66ZM76 117V118H77ZM81 117V118H80ZM84 117V118H83ZM98 117V118H97ZM1 118H2V116H1ZM4 118V117H3ZM16 118H18V116L16 117ZM20 118V117H19ZM18 118V119H19ZM69 118V117H68ZM94 118V119H93ZM244 118V119H245ZM10 119H11V117H10ZM23 119H25V117L23 118ZM22 119V117H21V120H23ZM28 119H32V118H28ZM33 119H35L34 117H33ZM81 119V120H80ZM2 119H0V121H1ZM16 120V119H15ZM21 120H19V121H21ZM35 120V122H36V126H38V127H40V128H42L40 125H39V123L40 122H38L37 123V121ZM75 120H77V119H75ZM239 119H237V121H238ZM18 121V120H17ZM25 121H27V118L25 119ZM30 121V123H31V121L32 120H29ZM57 121V120H56ZM59 121V120H58ZM82 121V122H81ZM87 121V120H86ZM96 121H97V124H96ZM236 121V122H237ZM8 121H6V123H7ZM33 122V121H32ZM42 122H43V124L44 125H42ZM88 122H89V120H88ZM95 122V123H94ZM99 122V123H98ZM232 121H230L229 122V125L231 124H234V123H231ZM6 123H3V124H1V125H4V124H6ZM9 123V122H8ZM8 123H7V125H8ZM14 123V122H13ZM18 123V125H19V123L20 122H17ZM34 123V122H33ZM87 123V122H86ZM226 123H227V121H226ZM10 124V123H9ZM56 124H58V123H56ZM77 124V123H76ZM95 124V125H94ZM99 124L101 125L100 127L102 128H100V127H97V125L99 126ZM228 124V123H227ZM226 124V125H227ZM12 125V124H11ZM14 125H16V126H14ZM13 125V128L15 129V127L16 128H18V129H15V131L13 132V135H15L16 136V134H17V136L16 137H21V135H22V132L20 131V130H22V129H24V128H19V126L15 123ZM34 125V126H35ZM47 125V126H48ZM79 125V124H78ZM86 125V124H85ZM230 125V126H231ZM20 126H21V124H20ZM26 126H28V125H26ZM51 126H49V129L50 128H52ZM79 126H82V124L81 125H79ZM224 126V125H223ZM254 126V127H255ZM3 127V126H2ZM2 127H0V131H6V130H4V127H3V129H2ZM6 127V126H5ZM22 127H23V125H22ZM31 127H33L32 125H31ZM38 127H37V129H38ZM89 127V128H90ZM257 127V126H256ZM255 127V128H256ZM6 128H8V127H6ZM5 128V129H6ZM39 128V130H41ZM44 128H46V127H44ZM44 128H42V130H41V132H43L44 133ZM85 128V127H84ZM99 128V129H98ZM223 128V127H222ZM229 127H227V129H228ZM2 129V130H1ZM81 129V130H80ZM80 129H78V130H80V131H82V129H83V127L82 128H80ZM87 129V128H86ZM96 129V130H95ZM97 129H98V131H97ZM226 129V130H227ZM251 129H254V128H251ZM8 130V132L10 131V132H12V129L10 128V130H9V128L7 129ZM17 130H19V132L18 133H16L17 132ZM48 130V129H47ZM46 130V131H47ZM95 130V131H94ZM99 130H101L100 132H99ZM224 130V131H223ZM222 131H221V127H220V129L219 130H217V132L218 131H220V132H225V129H223ZM247 129H245V130H243V132L244 131H246ZM28 131V130H27ZM83 131L85 132V129H83ZM82 131V132H83ZM98 132V134H97V132ZM184 131H188V132H184ZM207 131V130H206ZM207 131V132H208ZM4 132H2L1 133V135H0V137H2L4 134ZM7 132V134L8 135H10V134H12V133H8ZM21 132V133H20ZM89 132H90V130H89ZM96 132V134H94ZM204 132V131H203ZM202 132V133H203ZM215 132V131H214ZM217 132H215L214 134H218V136H220L221 134H219V133H217ZM15 133V134H14ZM21 135H20V134ZM25 133V132H24ZM29 133V132H28ZM79 133V132H78ZM184 133V134H183ZM206 133V132H205ZM3 134V135H2ZM6 133H5V135H6V138H5V135H4V140H3V137L2 138H0V140L1 141H3V143L2 142H0V143H2V147H5L6 145H8L6 142H8V143H10V145H13V148H14V145L16 144L18 147H20L21 146V144H19L18 142V144L16 143V141H18L19 140V142L21 143V139L19 138H16V139H18V140H16L15 141V139H13V138H11V137H13V136H8ZM64 134V133H63ZM66 134V133H65ZM83 134V133H82ZM82 134H80L79 133V136H81ZM101 134V135H100ZM201 134V133H200ZM85 136H86V133L84 134ZM95 135L97 136V138L95 137ZM99 136V137H98ZM103 136V137H102ZM111 136V137H110ZM157 136V137H158ZM11 139V140H14V142H12L11 143V140H8V141H6L7 139H9V138ZM78 137V136H77ZM82 138H83V136H81ZM88 137H90L89 136V134H88ZM90 137V138H91ZM100 137H101V139H100ZM114 137V138H115ZM156 137V138H157ZM172 137V138H171ZM175 137V138H174ZM178 137V138H177ZM15 138V137H14ZM86 138H87V136H86ZM109 139L108 141H107V139ZM116 138V139H117ZM155 138V137H154ZM155 138V139H156ZM159 138V140H162V139H160ZM88 139V138H87ZM116 139H115V141H116ZM158 139V138H157ZM172 139V140H173ZM175 139V140H176ZM179 139H181V138H179ZM218 139V138H217ZM167 140H168V138H167ZM171 140V141H172ZM176 140V141H177ZM4 141H5V145H4ZM25 141V140H24ZM37 141H38V139H37ZM40 141V140H39ZM122 141H124V140H122ZM122 141H121V145L123 144V143H125V142H123L122 143ZM174 141V140H173ZM88 143H90L89 142V140L87 141ZM102 142V143H101ZM117 142H118V139H117ZM149 142V141H148ZM153 142V141H152ZM152 142H151V140H150V143H151V146H152ZM15 143V144H14ZM88 143H85V144H87L88 145ZM92 143V142H91ZM147 142H145V144H146ZM93 144H94V142H93ZM92 144V145H93ZM126 144V143H125ZM127 144H128V142H127ZM131 144V143H130ZM136 144L134 145H132V146H136ZM144 144V145H145ZM24 146L26 145V142H25V144H23ZM91 145V146H92ZM103 145V144H102ZM105 145H103L104 147H106ZM139 145V147L141 146L140 144H138ZM90 146V147H91ZM94 146V145H93ZM96 146H98V145H96ZM116 146V145H115ZM143 146V145H142ZM147 147H146V149L147 148H149V145H146ZM153 146H155V144H153ZM1 147V151H2V148ZM18 147H15L14 149L12 148V146H11V149H10V147H9V149H7V148H5V149H7V151L5 150V149H3L4 151H5V153L6 152H8V150L10 151V150H13V152H14V150L16 151V150H19L18 149ZM81 148V146H78V147H75V148ZM89 147V146H88ZM89 147V148H90ZM100 147V146H99ZM102 147V146H101ZM125 147V146H124ZM131 147V146H130ZM17 148V149H16ZM21 148H22V146H21ZM79 148V149H80ZM85 149V150H81V152L82 151H84V153L86 152L87 153V151L88 150H91V149ZM93 148V147H92ZM96 148V147H95ZM95 148H93V150L95 149ZM98 148V147H97ZM140 148H142V147H140ZM153 148V147H152ZM77 150V149H76ZM87 150V151H86ZM0 151V152H1ZM19 151H21V150H19ZM18 151V152H19ZM74 151V150H73ZM95 151H96V149H95ZM92 152H94V151H92ZM16 153V152H15ZM23 154H24V152H22ZM83 153V152H82ZM81 153V157L84 155V153L82 154ZM89 153V152H88ZM8 154V153H7ZM7 154L6 155H4L3 154V156H2V153H0V155L3 157V158H6V156H7ZM9 154H12V152H10ZM19 154H21L20 152H19ZM23 154H21V155H23ZM79 155H80V152L78 153ZM92 154V153H91ZM18 155V154H17ZM86 155V154H85ZM84 155V157H86V159H88V157H89V155H90V153H89V155H87V156H85ZM9 156V155H8ZM15 156V155H14ZM23 156H25V154L23 155ZM74 156V155H73ZM91 156V155H90ZM9 157H11V155L9 156ZM18 157H19V155H18ZM22 156H20L19 158H21ZM80 157V156H79ZM92 157V156H91ZM8 158V157H7ZM14 158H17V156H15ZM19 158H17V161H18V159ZM1 159V158H0ZM13 159V158H12ZM22 159H25V157H22ZM82 159H83V157H82ZM89 159H90V157H89ZM9 160L10 159H8L7 160V162H9ZM21 160V159H20ZM18 161V163L19 162H22V161ZM91 160V159H90ZM2 161H3V159H2ZM4 162V161H3ZM7 162H5L6 164V166L8 167V165H12L14 162H15V160H13V163L12 162H10V163H12V164H7ZM16 163V162H15ZM1 165H2V162L0 163ZM17 164V163H16ZM5 166V167H6ZM2 167H4L3 165H2ZM1 166H0V168H2ZM5 169V168H4ZM7 169H9V167L7 168ZM181 207V206H180ZM179 207V209L178 208H176V207H174V208H176V209H178L179 210V212H180V209H181V212L185 209H183V208H180ZM193 208V207H192ZM172 209V208H171ZM170 210V209H169ZM188 210V209H187ZM186 210V211H187ZM192 211H193V209H191ZM154 211V210H153ZM172 211V210H171ZM168 212V211H167ZM178 212V213H179ZM189 212H191V211H188L187 213L189 214ZM196 212H198V211H196ZM160 213V212H159ZM162 213V214H161ZM160 214L161 215H163L164 214V216H165V213L164 212H161ZM172 213H174V211L173 212H170L169 214H170V216L172 215ZM183 213V212H182ZM186 212H185V210H184V213H183V215H181V213L179 214V216L182 218V216H183V218L185 219V220H190V221H192V215L193 216H195V214H191L190 213V215L189 216H191V217H187V214ZM193 213H194V211H193ZM168 214V213H167ZM169 214H168V217H170L169 216ZM201 214V213H200ZM175 217H176V215H175V213L173 214ZM186 215V216H185ZM155 216H159V215H155ZM173 216V217H174ZM196 216H198V215H196ZM167 217V216H166ZM180 217H176V219H178V220H180L181 218ZM187 217V218H186ZM204 217V216H203ZM203 217H202V219L201 220H204L203 219ZM181 219L179 222H177L176 223V219H174V221H172V226L171 227H174L175 225H176V227H178V228H181V230L179 229H177V230H174L175 232H176V234H174V232L173 233H170L171 231H169V230H167L168 232L166 233L167 235L169 234V237L172 239H170V241H172L169 245H172V249L168 252V253H165V251L163 250V249H165V248H163V246H162V250H160V247L158 246L159 244H158V241L156 242L155 240L154 241H151L150 239V237L147 235L146 237H148V239L146 238V237H143V236H138V235H136V233H135V228H134V226L132 225V228L131 229H133L134 230V232L133 231H131V229H130V231H131V233L133 232V233H135V235L137 236V238L136 239H139V237H140V241L141 240H143V241H141V242H139L138 241V243H140V246L141 245H147L148 243V245L147 246H144L145 247V249L146 250H144V249H142L141 250V252H140V249L141 248H144V247H141L138 251L135 249V244H137V243H135V244H133L132 245V242H130V241H133V239H132V237L130 236V234L128 233V231H122L124 234H126V233H128V235H125L126 236V241H125V236H123V234H122V232H121V234L122 235H118V234H120V233H118L117 232V234H116V238H113L114 236H112V238H113V240H112V244H113V246L115 245V244H117V246L119 247V249H117L115 246V248H116V254L118 253L120 256H117L116 254V258H117V260H113V259H115L114 257H113V250H110L111 252L110 253H112V257H111V259H110V257H108L107 255H109V254H107L108 253V248L107 249H103L106 245H103V243H102V245H101V247H100V245L96 248L97 250L95 251V247H93L92 249L90 248V250L93 252H90V253H88L90 250H88V252H86L87 253V255H86V257L88 256H90L89 258H86V257H84L83 259H84V261H83V264H99L98 263V260L100 261V264L102 263H105L106 261L108 262V263H110V264H121V263H118L117 261H119L118 260V258H120V259H123V258H125V259H127L126 257H125V255L127 254V257H128V261L126 262L125 261V259L123 260V264H133V262H136L135 264H137L138 263V260H140L141 261V259H143L142 257L140 258V256H141V254H140V256H139V254L138 253H142V255H143V253L144 254H146V253H150L151 254V252H153V249L152 250H150L151 248H154V246H152V244L154 245V243H155V245L156 246H158V250L160 251V254H161V251H163L162 253H165V256H163V259L160 261V257L162 256V255H160V257L158 258L157 257V255H154L155 254V252L157 251V253L159 252L157 249H155L154 248V254L152 255L154 258H158L159 259V261H157L158 259H154V260H152L151 258V261L149 260V258H147L146 260H149L151 263H153L155 260L157 261V264H159L158 262H161V264H162V262H163V264H167V263H169L170 264V262H174V261H176V263L177 264H179V262H180V264L183 262V264L186 262V263H188V261L189 260H191L189 263H191V264H194V263H198V264H204L205 262L206 263H209V264H255V259L257 258V254H253V252L255 251L256 252V245L255 246H253V248H254V251H252V252H250L249 253V251L247 252V251H245L246 252V254L247 253H249L250 255H241L242 253H244V247H240V246H242L243 244H241V242H240V248L238 249V245H239V243L237 242V239H236V241H233L234 243H231V245L233 246V245H235L236 243H238V245L236 244V246H233V247H231V245H230V243L229 242H231V240L228 242L229 243V246H227L228 247V249L227 250H231V251H228L229 253L230 252H236V251H238V252H240V251H242L243 250V252H241V253H237L238 254V257L236 258L235 256V260H233V262H232V260L231 259H229V257L227 258V259H225V258H223V256L222 255H220V252L218 253V254H216V252H215V254L214 255H212L211 256V253H210V251H208V250H210L211 248H212V246H211V244L213 245V243L214 242H216V240H217V237L219 236V233H217L216 234V232L213 234V231H212V234H213V236H214V238L213 237H209V235L207 236L205 233H206V231H203V227L201 226H199L202 230H200V231H197L198 229H200V228H197L198 226L197 225H195V226H197L196 227V229L197 230H195V231H193L194 230V227H193V223L194 222H196V221H198L199 220V218L198 217H193V222L191 223V225H192V227L190 228V226L188 225V224H186L187 223V221H185L184 219ZM189 218V219H188ZM191 218V219H190ZM169 219H171V218H169ZM196 219V220H195ZM157 221H155V224H157L158 223V220H159V224H161L160 226H159V228H162L163 226H162V224L164 223V221H163V223H162V221H161V223H160V220H161V218L160 217H157V219H156ZM184 220V221H183ZM201 220L199 221V222H197V224L198 223H202L201 222ZM148 221H149V219H148ZM152 221H153V219H152ZM189 221V222H190ZM150 222V221H149ZM149 222H148V224H149ZM188 222V223H189ZM208 222H210V221H208ZM152 223V222H151ZM150 223V224H151ZM122 224H123V222H122ZM132 224V223H131ZM138 224V223H137ZM170 224V223H169ZM174 224V225H173ZM180 224V225H179ZM196 224V223H195ZM209 224V223H208ZM208 224H207V227H209L210 228V226H208ZM152 225V227L151 228H153L154 227V224H151ZM178 225V226H177ZM222 225V224H221ZM166 226H168V225H166ZM165 226V227H166ZM179 226H181V227H179ZM205 226V225H204ZM213 226H214V224L212 223V228H213ZM225 226V225H224ZM131 227V226H130ZM129 227V228H130ZM135 227H136V225H135ZM176 227H174V229L176 228ZM183 227H185L184 229H186V228H190V230H192L194 233L192 234V232L190 231V230H188V229H186L185 231H187V232H185L184 231V229H183ZM206 226H205V229L207 228ZM157 228H158V226H157ZM128 228H126V229H124V230H127ZM138 229V228H137ZM154 229H156L155 227H154ZM162 229H164V228H162ZM167 229V228H166ZM214 229L216 230L217 228H215L214 227ZM213 229V230H214ZM228 229V228H227ZM129 230V229H128ZM153 230V229H152ZM214 230V231H215ZM137 231H139V233L141 232V230L139 229V230H137ZM155 231V230H154ZM159 231V230H158ZM157 231V232H158ZM166 231V230H165ZM181 231H182V233H181ZM188 231H190V232H188ZM217 231H219V229H217ZM126 232V233H125ZM163 232V231H162ZM198 232H201V233H204L203 235H205V236H203V237H205L204 239H206V237H209L210 239H211V241H212V238H213V240H215V241H213V243L209 240H207V242H211V244H210V246H211V248L209 249V243L207 244V242L206 241H204V239L203 240H200L201 239V233H198ZM211 232V231H210ZM209 232V233H210ZM179 233V234H178ZM188 233H189V235H194V236H196V234L195 233H198V236L200 235V237H198L199 238V241H195V242H193L192 240L194 239V240H196V238L194 237V236H192V237H190V236H188ZM232 233V232H231ZM231 233L229 234V239L231 238L230 236H231ZM235 233V232H234ZM141 234V233H140ZM158 234H159V232H158ZM171 234V235H170ZM174 236H173V235ZM142 235H143V233H142ZM215 235H217V237L215 238ZM124 238H123V237ZM173 236V237H172ZM210 236H212L211 234H210ZM232 236H233V233H232ZM234 236H236V235H234ZM120 237V238H119ZM118 238H119V240L121 241L122 240V244H124L126 247L127 246H129L130 244L132 245V248H131V246H129V247H127V248H130V249H132V250H128L127 251V249L126 248H122L123 250H124V252H123V250L122 249H120V247L121 246H124V245H121V246H119L120 244L119 243H113L114 241L116 242V241H118ZM128 238H130V239H128ZM145 238V239H144ZM150 238V239H149ZM164 238V237H163ZM190 238L192 239V240H190ZM233 238V237H232ZM111 239V238H110ZM117 239V240H116ZM144 240H148V241H145V242H147V244H145V243H143L144 242ZM152 240H153V238H152ZM164 240H166V239H164ZM249 240H251V241H253V239H247V241H249ZM104 241V240H103ZM108 241H110V240H107V242ZM124 241H125V243H124ZM169 241V240H168ZM106 242V241H105ZM188 242H191L190 244L188 243ZM192 242H193V244H192ZM254 242V241H253ZM256 243L258 242V241H255ZM110 243V242H109ZM108 243V244H109ZM126 243H128V244H126ZM141 243H143V244H141ZM157 243V244H156ZM166 243H167V241H166ZM199 243V244H198ZM227 243V242H226ZM248 243V242H247ZM255 243V244H256ZM100 244V243H99ZM106 244V243H105ZM111 244V243H110ZM119 244V245H118ZM252 244V243H251ZM254 244V243H253ZM259 244H261L262 245V243H259ZM151 245V246H150ZM168 245V246H169ZM227 245V244H226ZM248 245H249V243H248ZM107 246H109L110 247V245H107ZM106 246V247H107ZM124 246V247H125ZM138 246V245H137ZM150 246V247H149ZM155 246V247H156ZM207 246H209L208 247V249H207V251H206V248H207ZM244 246V245H243ZM257 246H259L258 244H257ZM100 247V248H99ZM103 247V248H102ZM105 247V248H106ZM147 247V248H146ZM139 248V247H138ZM148 248H149V250H148ZM169 248H171V247H169ZM252 248V246L250 247V249ZM257 248H260V246L259 247H257ZM85 249V248H84ZM94 249V250H93ZM100 249H102L101 251H100ZM242 249V250H241ZM103 250H106L105 252L103 251ZM119 252H118V251ZM126 250V251H125ZM134 250V251H133ZM149 251V252H146L145 253V251ZM212 250V249H211ZM240 250V251H239ZM122 251V252H121ZM132 251H133V253H136V255H137V257L139 256V258H138V260H137V257H135V259L137 260H134V254H132ZM151 251V252H150ZM215 251H217V249L215 250ZM251 251V250H250ZM127 252H129V253H127ZM212 252V251H211ZM85 253V254H86ZM210 253V254H209ZM235 253V255H237ZM252 253V254H251ZM107 254V255H106ZM132 255L131 257H129V255ZM149 254V255H150ZM230 254H232V253H230ZM104 255H105V257L106 258H104ZM148 255V257H150ZM164 255V254H163ZM216 255V256H215ZM217 255H220L221 256V258H220V256H217ZM225 255V254H224ZM233 255V254H232ZM256 255V257H254V256ZM259 255V254H258ZM10 256V255H9ZM103 256V257H102ZM121 256H122V258H121ZM124 256V257H123ZM151 256V257H152ZM8 257V256H7ZM29 257H32V256H29ZM147 257V254L146 255H144V258H146ZM210 257H212L211 258V260H210ZM214 257H216V259L214 258ZM26 258V257H25ZM34 258V257H33ZM102 258L104 259V260H106V261H102ZM107 258H109L110 260H108ZM129 258H132L133 260H131V261H129L130 259ZM162 258V257H161ZM164 258H166L167 259V261L164 259ZM264 258V257H263ZM28 259V261H30L31 262V260H29V258H27ZM101 259V260H100ZM188 259V260H187ZM213 259H215V260H217L216 262H214L215 260H213ZM223 259H225V261L226 262H224V260ZM258 259V258H257ZM34 260H35V258H34ZM88 262H87V261ZM144 260V262H147L146 264H148L149 262L148 261H146L145 259H143ZM142 260V261H143ZM165 260V261H164ZM264 260V259H263ZM26 261V260H25ZM36 261V260H35ZM81 261V262H82ZM102 261V262H101ZM133 261V262H132ZM156 261L154 262L155 264H156ZM169 261V262H168ZM205 261V262H204ZM220 261V262H219ZM24 262V261H23ZM23 262H21V263H23ZM106 262V263H107ZM124 262H126V263H124ZM201 262V263H200ZM203 262V263H202ZM0 263H2V262H0ZM105 263V264H106ZM151 263H149V264H151ZM188 263V264H189ZM205 263V264H206ZM257 263V262H256ZM3 264V263H2ZM24 264V263H23ZM28 264V263H27ZM31 264H33V263H31ZM35 264H36V262H35ZM139 264H141V263H139ZM263 264H264V261H263Z\"/></svg>",
    "mask_w": 264,
    "mask_h": 264
}]
</instances>
